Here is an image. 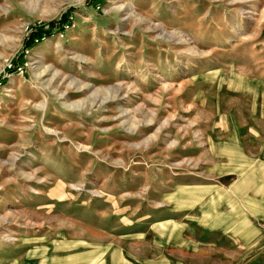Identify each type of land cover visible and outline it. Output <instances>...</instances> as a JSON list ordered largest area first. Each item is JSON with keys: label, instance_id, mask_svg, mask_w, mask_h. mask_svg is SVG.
I'll return each mask as SVG.
<instances>
[{"label": "rangeland", "instance_id": "374dc122", "mask_svg": "<svg viewBox=\"0 0 264 264\" xmlns=\"http://www.w3.org/2000/svg\"><path fill=\"white\" fill-rule=\"evenodd\" d=\"M0 264H264V0H0Z\"/></svg>", "mask_w": 264, "mask_h": 264}]
</instances>
